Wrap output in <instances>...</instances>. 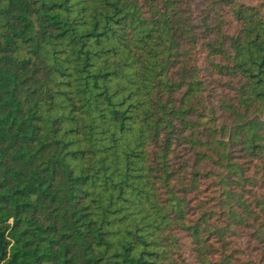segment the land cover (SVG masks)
Returning <instances> with one entry per match:
<instances>
[{
	"label": "trees",
	"instance_id": "16d2710c",
	"mask_svg": "<svg viewBox=\"0 0 264 264\" xmlns=\"http://www.w3.org/2000/svg\"><path fill=\"white\" fill-rule=\"evenodd\" d=\"M0 264H264V0H0Z\"/></svg>",
	"mask_w": 264,
	"mask_h": 264
}]
</instances>
